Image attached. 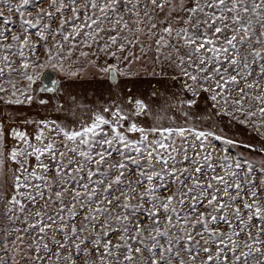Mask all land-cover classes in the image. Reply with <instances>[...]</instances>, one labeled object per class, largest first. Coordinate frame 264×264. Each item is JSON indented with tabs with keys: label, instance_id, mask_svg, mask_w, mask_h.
I'll return each instance as SVG.
<instances>
[{
	"label": "snow or ice",
	"instance_id": "obj_1",
	"mask_svg": "<svg viewBox=\"0 0 264 264\" xmlns=\"http://www.w3.org/2000/svg\"><path fill=\"white\" fill-rule=\"evenodd\" d=\"M34 104L0 117V264H264V0H0V105Z\"/></svg>",
	"mask_w": 264,
	"mask_h": 264
},
{
	"label": "rangeland",
	"instance_id": "obj_2",
	"mask_svg": "<svg viewBox=\"0 0 264 264\" xmlns=\"http://www.w3.org/2000/svg\"><path fill=\"white\" fill-rule=\"evenodd\" d=\"M57 75L61 78L62 82V90L59 93H49L45 94L47 96H57V97H64L65 92L64 89L72 90L73 92H80L83 93L85 91L88 92V95L91 96L92 89H99L101 87L98 83H89V78H84L83 82H76L69 84L65 81V77L63 73L57 71ZM124 84L127 85L128 88L131 89L132 92H135L143 97L151 98V93L154 90L164 91V88L169 84L166 78L161 79L160 77H153L150 74L144 75L141 73L138 76H134L124 81ZM58 99H54L52 103H59ZM45 109L39 107L37 105H32L31 107L27 106H7V105H0V117H8L11 116V120H6L5 122L11 126L23 127L22 121L25 116L30 118H36L39 114H43ZM49 115H54L51 113L50 109L48 110ZM27 131L31 133L33 128L29 126ZM235 135L239 139L248 142L252 141L255 142L256 134L252 133L251 130H246L243 127L238 129H234L230 135ZM259 146V145H258ZM243 151V149H239ZM257 161H259V157H256Z\"/></svg>",
	"mask_w": 264,
	"mask_h": 264
},
{
	"label": "water",
	"instance_id": "obj_3",
	"mask_svg": "<svg viewBox=\"0 0 264 264\" xmlns=\"http://www.w3.org/2000/svg\"><path fill=\"white\" fill-rule=\"evenodd\" d=\"M55 79H59L60 80V77L57 75V72H56V75H55ZM44 84L47 83V81H43Z\"/></svg>",
	"mask_w": 264,
	"mask_h": 264
},
{
	"label": "flooded vegetation",
	"instance_id": "obj_4",
	"mask_svg": "<svg viewBox=\"0 0 264 264\" xmlns=\"http://www.w3.org/2000/svg\"><path fill=\"white\" fill-rule=\"evenodd\" d=\"M60 81H61V78H60Z\"/></svg>",
	"mask_w": 264,
	"mask_h": 264
}]
</instances>
